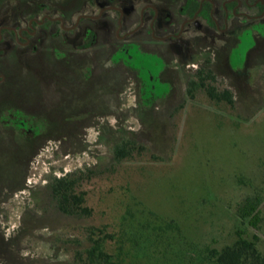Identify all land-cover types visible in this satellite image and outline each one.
I'll list each match as a JSON object with an SVG mask.
<instances>
[{
	"label": "rangeland",
	"instance_id": "374dc122",
	"mask_svg": "<svg viewBox=\"0 0 264 264\" xmlns=\"http://www.w3.org/2000/svg\"><path fill=\"white\" fill-rule=\"evenodd\" d=\"M255 30L263 37L259 43L251 29L244 31L230 51L231 66L226 60L219 64L216 78L206 84L230 90L233 103H217L198 87L186 94V75L174 67L165 79L175 93L152 107L140 108L132 79L112 103L100 72L97 84L65 92V101L47 87L50 66L41 56L10 57L12 78L0 89V108L22 101L45 116L51 131L41 147L18 162L16 147L0 138V184L14 179L11 189L5 183L0 191V233L6 247L0 264H75L65 244L86 241L89 226L120 234L131 264H187L190 250L197 255L231 244L238 230L254 233L238 220L236 206L253 188L264 187V25ZM147 63L145 69L156 75L160 66L155 59ZM106 83L117 86L115 80ZM169 88L157 83L155 93ZM91 103L113 108L99 110L90 121L80 114L75 129L69 111ZM11 136L16 134L11 131ZM125 141L141 151L117 161L115 150ZM90 171L93 178L84 189L92 215L58 211L48 197L49 180ZM169 222L172 229L166 227ZM191 259L197 264L198 259Z\"/></svg>",
	"mask_w": 264,
	"mask_h": 264
},
{
	"label": "flooded vegetation",
	"instance_id": "af4514ba",
	"mask_svg": "<svg viewBox=\"0 0 264 264\" xmlns=\"http://www.w3.org/2000/svg\"><path fill=\"white\" fill-rule=\"evenodd\" d=\"M261 24L264 0H45L18 24L0 26V84L7 80L4 71L10 67V57L41 49L43 62L50 66L46 85L58 90L60 99L65 100L63 94L76 87L97 84L100 72L99 81L105 82L112 103L132 79L140 108L152 107L161 97L175 93L172 82L165 79L172 67L186 75V94L193 95L198 74L212 71L215 79L219 64L226 60L231 66L230 51L241 42L244 31L251 29L255 44L259 43L263 37L255 26ZM139 55L145 59L138 60ZM151 57L160 66L156 75L145 69ZM111 80L117 85L114 89L106 83ZM157 83L170 88L158 96ZM108 106L98 109L91 103L71 109L69 117L74 116L77 129L80 114L94 120L99 110L108 113L113 108ZM15 110L25 111L18 105ZM44 120L43 128H51ZM15 121L16 129H33L38 124L33 119Z\"/></svg>",
	"mask_w": 264,
	"mask_h": 264
},
{
	"label": "trees",
	"instance_id": "16d2710c",
	"mask_svg": "<svg viewBox=\"0 0 264 264\" xmlns=\"http://www.w3.org/2000/svg\"><path fill=\"white\" fill-rule=\"evenodd\" d=\"M43 1L45 0H0V26H14L18 24L27 18L34 6H40ZM18 54L19 52L17 56ZM34 55L41 56L43 59L45 58L41 49L33 52V54L27 53L20 57H27L29 59ZM4 72L7 80L5 83L0 84V89L4 88L12 78L9 68ZM213 79L214 75L212 71H209L206 75L200 73L193 80L194 88L201 87L206 89L207 95L217 103L223 101L233 103V95L230 90L218 91L215 86L206 85L207 81ZM17 105L25 111L17 112L15 110ZM33 111L29 113L27 106L22 101H19L17 104L12 103V105L6 104L0 108V138L3 139V143L7 144V142H11L12 146L16 147L15 156L17 157V162L29 151L36 147H41L42 142L47 140L46 134L51 131L50 128H43L46 122L44 120L45 116L39 115L35 110ZM17 118L22 120L33 119L38 123V127L36 126L33 129L27 130L20 129L19 127L16 129L14 124L17 123L15 121ZM11 131L16 134V137L11 136ZM134 151L140 152L141 147L130 141H125L117 146L115 158L117 161L130 159ZM90 173L91 171L81 174L76 172L68 173L49 180L46 186L48 197L58 211L70 216L92 215L93 209L87 205V192L84 189L85 185L93 178ZM13 180L11 177L9 182L3 181L0 184V191L3 190L5 183L11 189L10 183ZM236 215L241 224L248 223L255 232L246 235L238 230L231 244H226L221 248H208L202 254L195 255L190 250L191 252L187 254L189 258L187 264L193 263L191 258L198 259L195 261L197 264H264V249L261 247V236L264 235V187L253 188V191L248 193L236 206ZM134 227L133 225L131 226V228ZM166 227L172 229L174 226L172 222H169L166 223ZM85 229L87 234L86 241L76 243L68 241L65 244L64 249L66 252L72 254L75 264H131L125 252V239L122 240L120 234L107 232L104 227L89 226L85 227ZM3 239L4 233L1 232L0 257L2 259L6 254ZM9 255L10 253H7V257ZM194 255H199V257H195Z\"/></svg>",
	"mask_w": 264,
	"mask_h": 264
}]
</instances>
